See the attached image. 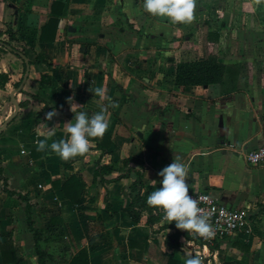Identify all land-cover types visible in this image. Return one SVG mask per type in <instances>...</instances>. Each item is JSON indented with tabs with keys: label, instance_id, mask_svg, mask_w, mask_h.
I'll list each match as a JSON object with an SVG mask.
<instances>
[{
	"label": "crops",
	"instance_id": "obj_1",
	"mask_svg": "<svg viewBox=\"0 0 264 264\" xmlns=\"http://www.w3.org/2000/svg\"><path fill=\"white\" fill-rule=\"evenodd\" d=\"M236 3L244 12L238 16ZM263 4L197 0L191 23H173L147 13L143 0H0V31H9L0 39L31 62L42 59L27 65L0 44V243L13 251L7 264H38L29 222L41 232L45 264H67L82 249L89 264H184L189 254L203 264H264V167L242 156L264 143ZM50 18L58 19L54 40L40 41ZM210 56L235 67L236 79L174 84L177 63ZM101 86L103 99L95 92ZM71 103L105 110L110 153L93 141L67 161L37 150L48 128L55 127L50 143L66 135L70 121L60 110L46 119L44 107L70 112ZM177 156L190 191L249 211L243 230L208 246L160 219L148 224L156 206L147 204L139 223L132 221L124 209L137 173L149 194ZM96 163L112 173L94 177ZM70 176L82 186L78 204L58 189Z\"/></svg>",
	"mask_w": 264,
	"mask_h": 264
},
{
	"label": "clouds",
	"instance_id": "obj_2",
	"mask_svg": "<svg viewBox=\"0 0 264 264\" xmlns=\"http://www.w3.org/2000/svg\"><path fill=\"white\" fill-rule=\"evenodd\" d=\"M197 0H143V9L157 17H166L173 23H191L195 19ZM95 92L101 99L105 96V89L97 87ZM80 105L71 103L70 110L74 117L65 123L64 137L50 138L54 135L55 127L44 138L39 139L37 150L49 148L52 153L62 160H69L83 155L89 151L90 138L102 137L109 126V119L105 110L101 109L89 115L87 111L77 110ZM56 114L52 109L45 114L46 119H51ZM161 177L159 187L151 191L146 198L149 206H156L164 213L167 222H175L178 229L186 230L191 235H199L207 240L215 236V231L210 223V215L202 214L196 198L189 194L187 165L177 156L171 163L157 173ZM155 182V180H154ZM184 264H203L202 257L189 254L184 259Z\"/></svg>",
	"mask_w": 264,
	"mask_h": 264
},
{
	"label": "trees",
	"instance_id": "obj_3",
	"mask_svg": "<svg viewBox=\"0 0 264 264\" xmlns=\"http://www.w3.org/2000/svg\"><path fill=\"white\" fill-rule=\"evenodd\" d=\"M6 1L9 5H13L15 2V0H6ZM58 5L61 8V5L60 4ZM57 24H58V19L50 18L48 22L41 27L40 37H39L40 41H46V40L53 41L56 34ZM3 33L9 34V31L8 30L7 31L5 30V32L0 31V37L3 35ZM10 37H12V34H10ZM0 44L4 46L6 49H9L10 51L20 55L25 60H27L26 55L23 52L14 48L9 43L0 39ZM41 61L42 59L38 55H36L34 62L27 60L26 64L31 65L33 63H40ZM225 77L228 78L234 77L236 79L237 77L236 68L226 66L220 63L216 57L210 56L206 59L177 63L175 65L174 84L176 86H181V87L208 86L211 84L224 83ZM52 109L60 110L69 120H72L74 117V113L72 111L66 112L61 108H56V107L48 109L47 106H45L43 109V117H45V114L48 111H51ZM77 110L87 111L89 115L93 114L92 111L87 109L79 108ZM90 141L96 143V149L100 150L102 154L105 155L110 153L109 148L111 145V140H110V136L106 131L102 137L99 138L92 137L90 138ZM130 161H134V160L128 159L124 161V167L126 171L125 175H128L131 172V169L127 167ZM112 171H113V167L111 165H100L99 163H96L94 177H102L103 175H108L112 173ZM58 189L62 192L64 199L68 200L71 204H78L81 196L82 186L75 176H70L69 178H67L63 182V184L59 185ZM142 189H143V185L141 182L140 174L137 173V178L129 186L131 203L126 209H124V212H126L129 215V217L132 219V221L135 224L139 223L143 213L145 211H148V208H146L147 206L146 198L148 194L146 192H142ZM151 214H152V210H149V217L147 219L148 224H151L152 220L159 219L158 208L155 214L156 216H153ZM171 225L174 228H176L178 234H182L181 229H178L175 226V223H172ZM29 226L31 231L33 232V236L35 240V251L37 255L38 264H45L48 255L38 245V240L41 237V232H38L37 230L33 229L31 227V222H29ZM183 233H185V235L188 236L186 231ZM211 249H213V247ZM9 251L13 252L12 245L10 243H0V253L3 264H7L9 262L7 259V254ZM67 264H89L88 254L86 250L84 249L80 250L74 257L71 258V260ZM168 264H174V261L169 260Z\"/></svg>",
	"mask_w": 264,
	"mask_h": 264
},
{
	"label": "built area",
	"instance_id": "obj_4",
	"mask_svg": "<svg viewBox=\"0 0 264 264\" xmlns=\"http://www.w3.org/2000/svg\"><path fill=\"white\" fill-rule=\"evenodd\" d=\"M243 159L246 164L253 167H264V143L255 149L244 150ZM189 194L197 199L198 206L202 209V214L211 213L209 219L215 231V236L210 239H203L199 235H194L197 239L211 246L216 240L232 236L243 230L249 222L250 213L247 209L229 208L216 200L211 194L206 192L190 191ZM159 219L166 223L164 213L158 209Z\"/></svg>",
	"mask_w": 264,
	"mask_h": 264
},
{
	"label": "rangeland",
	"instance_id": "obj_5",
	"mask_svg": "<svg viewBox=\"0 0 264 264\" xmlns=\"http://www.w3.org/2000/svg\"><path fill=\"white\" fill-rule=\"evenodd\" d=\"M235 7L238 8V10L233 9V10H236V11H234V14H235V15L237 14V16H238V15H240L241 13H244L243 11H241L242 4H240V3H236V4H235ZM262 10H264V4L262 5ZM231 12H232V11H231ZM237 12H238V13H237ZM240 18H241V16H240ZM194 44H195V42H194V41H191L190 45L193 46Z\"/></svg>",
	"mask_w": 264,
	"mask_h": 264
}]
</instances>
